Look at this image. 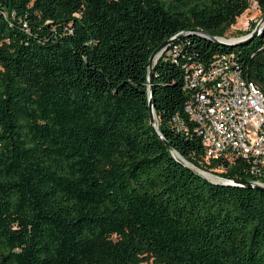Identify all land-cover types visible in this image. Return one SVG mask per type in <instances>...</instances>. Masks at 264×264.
Returning <instances> with one entry per match:
<instances>
[{
  "label": "trees",
  "instance_id": "16d2710c",
  "mask_svg": "<svg viewBox=\"0 0 264 264\" xmlns=\"http://www.w3.org/2000/svg\"><path fill=\"white\" fill-rule=\"evenodd\" d=\"M254 3L264 17V0H0V264H264V192L184 161L260 181L251 164L207 161L173 121L186 68L217 56L264 92V31L199 33L228 39Z\"/></svg>",
  "mask_w": 264,
  "mask_h": 264
},
{
  "label": "built area",
  "instance_id": "2783aa9c",
  "mask_svg": "<svg viewBox=\"0 0 264 264\" xmlns=\"http://www.w3.org/2000/svg\"><path fill=\"white\" fill-rule=\"evenodd\" d=\"M184 90L185 117L173 120L178 130L201 139L207 161H247L260 180L253 183L264 186V92L233 55L186 68Z\"/></svg>",
  "mask_w": 264,
  "mask_h": 264
},
{
  "label": "water",
  "instance_id": "95a60500",
  "mask_svg": "<svg viewBox=\"0 0 264 264\" xmlns=\"http://www.w3.org/2000/svg\"><path fill=\"white\" fill-rule=\"evenodd\" d=\"M264 31V17L261 20V22L259 23V25L256 27V29L248 36L241 38V39H235V40H230V39H218L212 36H209L208 34H205L204 32L200 31L199 33L201 35H203L207 40H210L211 42L217 43V44H222L225 46H234V45H238V44H244V43H249L251 42L254 38H256L257 36H259L262 32ZM176 38H172L170 40H167L166 42H164V44L153 54V56L150 59V79H149V87L151 89L152 87V82H153V69L154 66L158 63L159 59L162 57L163 53L165 52V50L167 49V47L175 40ZM153 92H150V122L151 125L153 126V128L155 129V131L158 133L159 137L161 138V140L164 142V144L167 146V148L169 150H172L171 145L164 139V137L162 136V134L160 133L159 129H158V119L156 117L155 111H154V105H153ZM172 154L174 156H178L174 151L172 152ZM185 165L189 168L194 169L193 167L190 166V164L186 161H184ZM202 170L196 171L202 178L210 181L209 179H207L201 172ZM221 182H212L213 184L216 185H224V186H239V187H245L247 189H255L261 192H264V186L259 185L257 183H252V182H235V181H229V180H225L219 176H217Z\"/></svg>",
  "mask_w": 264,
  "mask_h": 264
},
{
  "label": "rangeland",
  "instance_id": "374dc122",
  "mask_svg": "<svg viewBox=\"0 0 264 264\" xmlns=\"http://www.w3.org/2000/svg\"><path fill=\"white\" fill-rule=\"evenodd\" d=\"M262 19H263L262 13L258 9L257 4L254 3L251 6V8L242 17L238 19L237 24L229 30L227 34V38L230 40H235L250 35L256 29V27L259 25ZM254 25L256 26L253 27ZM250 31L252 32L249 34ZM194 170L198 171L197 168H194ZM215 172H221V171L216 170ZM206 173H210V175L216 178L215 180L209 178L211 181L214 182L220 181L219 179H217V176L214 173L212 172H206Z\"/></svg>",
  "mask_w": 264,
  "mask_h": 264
},
{
  "label": "bare ground",
  "instance_id": "6f19581e",
  "mask_svg": "<svg viewBox=\"0 0 264 264\" xmlns=\"http://www.w3.org/2000/svg\"><path fill=\"white\" fill-rule=\"evenodd\" d=\"M202 174L207 178V179H212V180H215L216 178L214 177V176H212V175H210V173H206V172H203L202 171ZM209 179V180H210ZM217 179H219L218 177H217ZM220 180V179H219ZM211 181V180H210ZM212 182H214V181H212ZM216 182H221V180L220 181H216Z\"/></svg>",
  "mask_w": 264,
  "mask_h": 264
}]
</instances>
